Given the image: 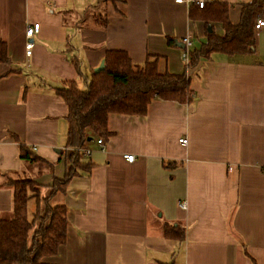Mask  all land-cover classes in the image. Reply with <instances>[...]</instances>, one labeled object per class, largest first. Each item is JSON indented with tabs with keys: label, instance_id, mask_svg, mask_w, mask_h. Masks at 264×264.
<instances>
[{
	"label": "crops",
	"instance_id": "obj_1",
	"mask_svg": "<svg viewBox=\"0 0 264 264\" xmlns=\"http://www.w3.org/2000/svg\"><path fill=\"white\" fill-rule=\"evenodd\" d=\"M99 1L0 0L9 58L0 63V217L12 211L6 184L38 171L20 160V142L53 166L35 178L39 198L66 208L65 242L47 263L264 264V27L251 53L213 54L192 72L191 104L154 100L144 117L109 116L111 136L102 148L88 144L91 154L83 156L90 171L79 170L64 193L50 196L53 178L64 175L58 158L68 127L54 88L73 81L84 88L110 50L139 65L160 56L162 67L179 74L183 53L205 40L204 23L189 17L194 0H126L124 15L108 16L104 29L74 24ZM250 1L215 0L230 6L232 24ZM33 23L40 29L26 56L25 29ZM213 28L222 35L219 24ZM184 37L190 49L179 46ZM33 209L30 200V215ZM164 225L182 229L183 241L166 237Z\"/></svg>",
	"mask_w": 264,
	"mask_h": 264
},
{
	"label": "trees",
	"instance_id": "obj_2",
	"mask_svg": "<svg viewBox=\"0 0 264 264\" xmlns=\"http://www.w3.org/2000/svg\"><path fill=\"white\" fill-rule=\"evenodd\" d=\"M126 0H100L96 5L76 14L74 24H91L100 29L107 25V17L124 15ZM230 6L225 2H212L199 9L194 4L189 8L192 20H201L206 28L205 40L199 48L189 53V60L179 74L170 73L161 66V57L147 55L143 64H134L124 51H107L103 58V70L91 73L84 88L73 81L54 88L67 106V131L63 157V178H53L50 196L64 193L68 182L79 170L89 172L91 162L79 151L101 138L107 140L111 115L144 117L154 100L189 105L194 101L191 89L192 72L213 54L232 57L254 51V24L264 20V0H251L240 5L237 24L229 20ZM89 9H93L91 12ZM213 24H219L222 35L216 34ZM169 46L174 41L167 39ZM0 63H9L6 45L0 42ZM19 158L36 166L35 176H22L9 181L12 189V211L8 218L0 217V264H49L46 259L56 255L66 239L67 219L64 205H52L49 196L39 198L37 175L53 173V166L39 158L25 145L18 142ZM34 200V209L29 214L28 203ZM43 203V204H42ZM42 204V206H41ZM164 235L183 241L184 233L177 226L164 225ZM162 264H175L173 261Z\"/></svg>",
	"mask_w": 264,
	"mask_h": 264
},
{
	"label": "built area",
	"instance_id": "obj_3",
	"mask_svg": "<svg viewBox=\"0 0 264 264\" xmlns=\"http://www.w3.org/2000/svg\"><path fill=\"white\" fill-rule=\"evenodd\" d=\"M177 2H181V1H177ZM212 2H215V0H194L193 4L196 7H198L199 9H202L206 5V3H212ZM263 27H264V20L258 19L254 24V31H258L259 29H261ZM39 29H40V27H39L38 23H33V24L27 26L25 29V39H26L25 54H26V56H29L31 54V50H32V46H33L32 39L35 35H37L39 33ZM179 44L183 45L187 49H190L192 46V43L188 37L181 38L179 40ZM183 60L186 62L189 60V52L188 51H185L183 53ZM95 142H96V145L100 148H102L104 146V140L101 138L97 139ZM178 143L181 146H186L187 145V139L180 138V139H178ZM79 153L82 156H89L91 154V150L89 148H84V149L80 150ZM124 158L128 163H132L135 159L134 155H130V154L125 155ZM179 207H180V209H183V210L186 209V205L183 202L179 203Z\"/></svg>",
	"mask_w": 264,
	"mask_h": 264
},
{
	"label": "water",
	"instance_id": "obj_4",
	"mask_svg": "<svg viewBox=\"0 0 264 264\" xmlns=\"http://www.w3.org/2000/svg\"><path fill=\"white\" fill-rule=\"evenodd\" d=\"M207 31L208 32H210L211 31V29L210 28H207ZM179 46H181V44H179ZM183 46V45H182ZM104 64H103V61L100 63V65L96 68V69H94V73H98V72H100V71H102L103 70V66ZM57 152H59V151H57Z\"/></svg>",
	"mask_w": 264,
	"mask_h": 264
},
{
	"label": "rangeland",
	"instance_id": "obj_5",
	"mask_svg": "<svg viewBox=\"0 0 264 264\" xmlns=\"http://www.w3.org/2000/svg\"><path fill=\"white\" fill-rule=\"evenodd\" d=\"M96 5V4H95ZM93 9H89V11L91 12ZM32 175V174H31ZM27 176V175H26ZM18 178H21V177H18Z\"/></svg>",
	"mask_w": 264,
	"mask_h": 264
}]
</instances>
